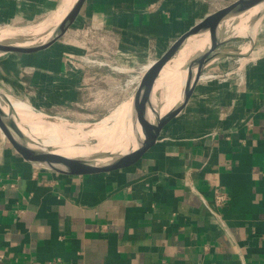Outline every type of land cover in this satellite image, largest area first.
Returning <instances> with one entry per match:
<instances>
[{
	"label": "crops",
	"instance_id": "obj_1",
	"mask_svg": "<svg viewBox=\"0 0 264 264\" xmlns=\"http://www.w3.org/2000/svg\"><path fill=\"white\" fill-rule=\"evenodd\" d=\"M64 1L0 0V24L36 23ZM235 1L86 0L50 50L2 59L0 83L35 111L129 97L144 68ZM251 57L211 61L155 145L111 174L59 177L0 131V264H264V56ZM215 189L229 195L219 218L204 203Z\"/></svg>",
	"mask_w": 264,
	"mask_h": 264
},
{
	"label": "water",
	"instance_id": "obj_2",
	"mask_svg": "<svg viewBox=\"0 0 264 264\" xmlns=\"http://www.w3.org/2000/svg\"><path fill=\"white\" fill-rule=\"evenodd\" d=\"M85 3L86 0H77L54 34L44 44L36 48L0 46V59L30 58L50 50L68 33ZM260 3H264V0H236L227 7L209 15L182 35L158 61L149 67L125 105L130 110V113H132L134 124L137 122L140 125H144L147 129L146 136L138 148L129 154L108 150L95 165H77L72 159L65 158L55 151L35 143L27 133V130L18 123L9 111L4 109L1 101L7 104L9 101L1 92L0 131L14 150L26 161L62 178L87 179L132 167L155 145L163 129L182 114L205 67L217 58L236 57L233 54L223 53L220 50L231 40L234 34L233 26L236 21L250 11L251 8H254L256 4ZM205 32H210L213 35L211 45L209 49L189 59L184 65L182 72L185 73V88L179 105L165 116L157 117L153 124L150 123L142 116L139 109L142 98L154 94V90L161 79L164 69L177 57L186 43L191 38ZM155 94L159 98V94ZM155 103L156 105L158 104L157 101ZM9 104L8 107H10ZM134 132L135 128L132 133L134 134Z\"/></svg>",
	"mask_w": 264,
	"mask_h": 264
},
{
	"label": "bare ground",
	"instance_id": "obj_3",
	"mask_svg": "<svg viewBox=\"0 0 264 264\" xmlns=\"http://www.w3.org/2000/svg\"><path fill=\"white\" fill-rule=\"evenodd\" d=\"M76 1L65 0L64 5L54 13L51 20L34 27L21 28L23 30L14 29V27H12L13 29H0V46L36 48L44 44L54 34ZM260 7L263 8L264 3L256 4L250 12L251 16L258 12ZM212 39L213 35L210 32L191 38L177 57L164 69L154 94L142 98L139 104L140 112L147 121L153 124L156 121V113L159 117H163L179 105L185 88L183 67L189 59L209 49ZM150 66L144 68L141 76ZM162 89H165V96L159 108L158 104L155 103L158 100L155 93L160 95L159 91ZM6 98L10 107L6 102L1 101L4 109L9 111L18 123L27 130L35 143L49 148L65 158L72 159L77 165H95L108 150L129 154L138 148L147 133L144 125L137 122L134 124L132 113L125 105L123 110H116L110 117L90 127L87 124L77 125L61 119L49 118L47 115L35 111L26 103L14 102L7 96ZM110 120H113L112 125L109 124ZM125 121L126 123H124ZM99 135H106L110 138V142L106 144L87 142L88 139L96 138Z\"/></svg>",
	"mask_w": 264,
	"mask_h": 264
},
{
	"label": "rangeland",
	"instance_id": "obj_4",
	"mask_svg": "<svg viewBox=\"0 0 264 264\" xmlns=\"http://www.w3.org/2000/svg\"><path fill=\"white\" fill-rule=\"evenodd\" d=\"M260 4H262V3H260ZM254 8H255V6H254ZM252 10H253V8H251L250 11H248L246 14L241 16L236 21L235 25L233 26L234 34H233L231 40L227 44H225L220 50L223 53H229V54L235 55L236 57H231V59L240 60L242 63H245L249 56H252L251 58H253V59H255V58L257 59L259 57L264 56V7L261 9H258L257 10L258 12H256L255 14H253L251 16L250 12H252ZM52 17H53V14L42 19V20H40V21H37L36 23H31V24H29V23L28 24H20V25H11V24H9V25L4 24L3 25V24H0V29H5V28L11 29L12 27H14V29L20 28V30H23L21 28L34 27L36 25H39L41 23H44V22L51 20ZM250 28H251V30H250ZM240 35H241V37H240ZM64 49H66V47H64ZM226 58H228V57H226ZM226 58L222 57L221 59L223 61H225ZM1 60L2 59H0V61ZM4 61H6V60H4ZM19 63H21V62H19ZM14 65H17V64L11 62V64L8 66L11 67ZM6 68H7V65L5 63H0V72L5 71L4 69H6ZM137 81H138V79H137ZM0 88L14 102L25 103L23 100L25 98L23 96V94L18 96V97L13 96L12 95L13 90L9 85H7L6 82L0 83ZM164 91H165V89H162L159 91L160 95H159V98L157 100L159 108H160V106L163 102V98L165 96ZM130 97H131V95H129V97L125 98L124 96L116 94V96L113 98H110V97L104 98L103 100L100 101L101 104L96 105V103H95L93 106H88L87 110H81V109H78V110H75V109L74 110H68V109L67 110H61L60 108L58 109L55 107L54 108L50 107V108L46 109V111H44L43 110V108H44L43 104L34 102L32 105H34V107H36L37 112H39V111L43 112L49 118L61 119V120L70 122L72 124H77V125L87 124L88 126L93 127L94 125L103 121L105 118L110 117L116 110H118V109L123 110V106L127 104ZM85 99H86V97H85ZM91 101H93V99L92 100L91 99L85 100L86 103H88V102L90 103ZM86 103H84V104H86ZM28 106H30V105H28ZM108 106H110V107H108ZM111 106H113V107H111ZM157 117H159V115L156 114V118ZM112 121L113 120H110V122H109L110 125L113 124ZM81 142H85V141H81ZM87 142L96 143V144H106V143L110 142V138L107 137L106 135H102V136L99 135V136H96V138H91L90 140L88 139Z\"/></svg>",
	"mask_w": 264,
	"mask_h": 264
},
{
	"label": "built area",
	"instance_id": "obj_5",
	"mask_svg": "<svg viewBox=\"0 0 264 264\" xmlns=\"http://www.w3.org/2000/svg\"><path fill=\"white\" fill-rule=\"evenodd\" d=\"M229 201V195L225 191L221 189L214 190V205L211 207L208 206V203L204 200V203L207 205L208 209L210 210L211 214L214 217H220L219 209L224 208Z\"/></svg>",
	"mask_w": 264,
	"mask_h": 264
}]
</instances>
